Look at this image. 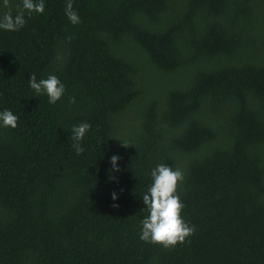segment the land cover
<instances>
[{
    "label": "trees",
    "instance_id": "1",
    "mask_svg": "<svg viewBox=\"0 0 264 264\" xmlns=\"http://www.w3.org/2000/svg\"><path fill=\"white\" fill-rule=\"evenodd\" d=\"M67 2L0 29V264H264V0H71L77 24ZM158 164L195 227L172 248L140 239Z\"/></svg>",
    "mask_w": 264,
    "mask_h": 264
},
{
    "label": "clouds",
    "instance_id": "2",
    "mask_svg": "<svg viewBox=\"0 0 264 264\" xmlns=\"http://www.w3.org/2000/svg\"><path fill=\"white\" fill-rule=\"evenodd\" d=\"M3 7L8 9L0 15V29L6 31H19L26 23L25 13L29 16L35 12L42 14L45 11L44 0H22V5L18 6L17 14L12 13L10 0H3ZM66 15L73 24L80 22L79 17L73 11V4L68 0L65 8ZM29 86L35 92V96L46 95L48 103L55 105L65 93V85L56 75H49L46 79L37 80L36 75L29 78ZM70 103H75V97L70 98ZM19 117L11 110L0 111V126L15 129L18 126ZM91 125L87 122H80L71 128V139L74 141L72 147L77 155L83 153L84 149L80 146ZM122 146L129 147L127 142L122 141ZM116 155L111 157L112 167L109 169L111 174L119 171ZM152 183L142 197L145 205L143 209L147 215L141 221L140 239L142 241L161 245L165 248H172L178 244H183L195 232V227L190 226L183 218L182 212L185 205L178 194L179 184L184 180V174L179 168L173 169L165 164H158L151 172ZM110 179H114L111 177ZM113 199H117L113 193ZM118 207V205H113Z\"/></svg>",
    "mask_w": 264,
    "mask_h": 264
}]
</instances>
